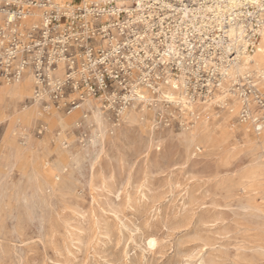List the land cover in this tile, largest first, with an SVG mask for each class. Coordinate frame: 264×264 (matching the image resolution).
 I'll return each instance as SVG.
<instances>
[{
    "label": "rangeland",
    "instance_id": "1",
    "mask_svg": "<svg viewBox=\"0 0 264 264\" xmlns=\"http://www.w3.org/2000/svg\"><path fill=\"white\" fill-rule=\"evenodd\" d=\"M30 76L0 85V264H264V108L237 88L264 93L254 71L195 98L197 119L150 92L128 125L98 100L101 125L79 108L95 99L37 97L36 81L3 91Z\"/></svg>",
    "mask_w": 264,
    "mask_h": 264
},
{
    "label": "built area",
    "instance_id": "2",
    "mask_svg": "<svg viewBox=\"0 0 264 264\" xmlns=\"http://www.w3.org/2000/svg\"><path fill=\"white\" fill-rule=\"evenodd\" d=\"M34 8L40 24L21 31ZM0 11V85L31 68L37 97L69 109L95 99L115 114L169 78H182L190 97L209 99L264 31V0H0ZM60 64L64 77L51 82ZM237 88L264 108V93L247 81ZM251 118L244 106L240 120Z\"/></svg>",
    "mask_w": 264,
    "mask_h": 264
},
{
    "label": "bare ground",
    "instance_id": "3",
    "mask_svg": "<svg viewBox=\"0 0 264 264\" xmlns=\"http://www.w3.org/2000/svg\"><path fill=\"white\" fill-rule=\"evenodd\" d=\"M34 17L35 18L33 19V21L36 22L37 20L36 18L38 17V14H34ZM243 61L245 62L241 63ZM57 68H55L54 71L51 70L49 74L50 80L52 82L55 79L60 80L64 77V72H63L64 70H62L63 66L60 64ZM251 71H254L259 78L263 79L261 80L260 84L264 86V31L262 32L261 40L258 44V49L255 51L254 54L238 56L234 64L229 69L228 75L224 80V83L226 84L223 83L224 85H222V87L220 88L221 93L215 97L213 102L214 101L216 102V100L218 101L224 98L223 95H225L226 92L228 91V86H229L228 84H230L231 81H237L236 79L238 76L246 77L245 75H247ZM35 81L36 80L33 79L32 76L25 77L23 80H20L18 84H16L12 89H4L3 91L8 93L13 92L15 94H30L32 84ZM253 86H257V84H254ZM150 92L151 91L145 88L140 89L138 92L139 97L137 100L145 99L146 101H150L151 99ZM151 93L154 95L158 94L159 100H168L169 102L181 105L183 109L186 108L184 109V111L186 110L191 116L197 119L199 114L197 112V109L200 108L201 104L199 103V100H195V98L190 97V95L187 93L185 83L182 78L179 79L169 78L166 82L162 83V85L160 86L158 91H156V93L153 92ZM97 102L98 101L96 100L85 101L79 108L82 110L90 111L92 115L91 116L92 119H94L99 125H101L103 123V112ZM210 104L211 103H208V105ZM202 107L203 106H201V108ZM120 113H121V121L124 123V125H128L130 123L131 124L137 123L138 120L140 119L138 114L135 112L134 106L131 109L124 108L123 110L120 111ZM250 115L252 118H254L252 110H250ZM203 124L204 121L200 122L197 126V130H199V128L203 126ZM259 128L260 129L263 128L262 125H260Z\"/></svg>",
    "mask_w": 264,
    "mask_h": 264
}]
</instances>
